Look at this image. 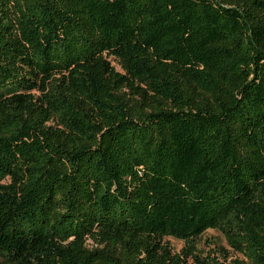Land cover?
Here are the masks:
<instances>
[{
	"label": "trees",
	"instance_id": "obj_1",
	"mask_svg": "<svg viewBox=\"0 0 264 264\" xmlns=\"http://www.w3.org/2000/svg\"><path fill=\"white\" fill-rule=\"evenodd\" d=\"M0 264H264V0H0Z\"/></svg>",
	"mask_w": 264,
	"mask_h": 264
},
{
	"label": "rangeland",
	"instance_id": "obj_2",
	"mask_svg": "<svg viewBox=\"0 0 264 264\" xmlns=\"http://www.w3.org/2000/svg\"><path fill=\"white\" fill-rule=\"evenodd\" d=\"M108 60L116 69H119L116 61H114L112 58H108ZM164 242L169 245L172 252L174 253H178L184 246L183 242L172 238H165ZM213 246L225 249L229 253L231 259H240V256L229 249L224 237L217 231L207 230L200 238L197 239L196 248L202 254H206L213 248Z\"/></svg>",
	"mask_w": 264,
	"mask_h": 264
}]
</instances>
